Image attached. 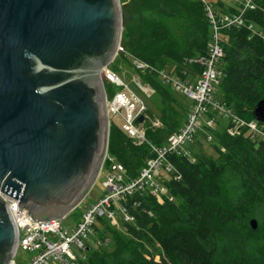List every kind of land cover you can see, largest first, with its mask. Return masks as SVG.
I'll return each instance as SVG.
<instances>
[{
    "label": "trees",
    "instance_id": "trees-1",
    "mask_svg": "<svg viewBox=\"0 0 264 264\" xmlns=\"http://www.w3.org/2000/svg\"><path fill=\"white\" fill-rule=\"evenodd\" d=\"M212 1L220 14L241 11L239 1ZM256 2L258 7L247 10L245 18L261 35L247 26L221 30V100L248 121L255 119L253 109L264 96V0ZM123 26L124 58L131 56L129 61L142 83L155 89L152 97L162 96V101L169 102L162 108V120L167 121L168 107L178 113L176 92L157 73L136 69L132 59L158 69L170 68L183 78L189 76L185 71L200 72L202 67L188 64L187 59L208 52L212 26L205 7L199 0H132L124 7ZM112 89L106 84L109 95ZM190 107L184 109L183 124ZM147 113L153 118L149 107ZM228 126L223 132L212 130L219 157H210L202 149L195 152L193 147L189 148L192 157L169 156L182 174L180 180L167 182L173 201L160 202L145 193L135 210L136 221L125 223V232L100 219L94 237L109 242L88 245L82 264H264V141L253 140L247 130L231 136ZM161 132V127L146 122L149 141L163 145L175 131L166 138ZM108 152L125 165L129 178L138 176L154 156L149 144H136L115 123ZM253 218L258 220L257 229L250 223Z\"/></svg>",
    "mask_w": 264,
    "mask_h": 264
},
{
    "label": "water",
    "instance_id": "water-1",
    "mask_svg": "<svg viewBox=\"0 0 264 264\" xmlns=\"http://www.w3.org/2000/svg\"><path fill=\"white\" fill-rule=\"evenodd\" d=\"M123 29L120 0H0V191L35 219H63L97 182L111 129L100 70ZM253 116L264 123V96ZM17 244L0 195V264Z\"/></svg>",
    "mask_w": 264,
    "mask_h": 264
},
{
    "label": "built area",
    "instance_id": "built-area-1",
    "mask_svg": "<svg viewBox=\"0 0 264 264\" xmlns=\"http://www.w3.org/2000/svg\"><path fill=\"white\" fill-rule=\"evenodd\" d=\"M199 1L203 3L212 26L211 40L207 54L188 58L187 63L199 64L202 67L200 72L185 71L184 73L189 76L183 78L172 69H158L139 59L132 60L136 69L142 72L157 73L163 84L171 86L175 92L192 100L185 123L179 130L171 133L163 145H156L149 141L146 137V122L151 121L153 126H159L161 123L159 120L151 119L147 113L146 103L129 88L118 72L112 69V63L103 66L100 76L105 89L106 84L119 88L111 97L106 90L110 124L114 123L113 117L119 115L124 120L121 126L123 132L136 144H149L154 156L147 160L138 176L129 178L125 165L108 152L99 174V177L105 175L106 192L86 209L77 226L70 229L63 226L62 219L38 220L33 218L27 209L20 207L19 196L17 198L1 190L0 195L8 204L18 230L16 253L7 264H82L87 258L88 245L98 247L109 242L108 238L103 240L94 237L95 226L100 219H106L111 224L120 227L121 224L115 215V211L120 209L124 223H134L136 221L135 210L141 206L140 197L145 193L156 197L160 202H163L165 198L173 201L174 196L170 194L167 182L172 179L180 180L182 174L169 156L177 153L192 157L186 146L195 141L199 131L204 130L207 139L213 140L212 130L216 129L218 122L215 117L209 116L210 112L229 119L227 131L231 136L240 135L247 130V136L253 140L264 141L263 122L256 119L248 121L240 117L226 102L214 100L216 85L221 83L224 76L219 66L224 56L221 30L247 26L254 34L261 35L257 26L254 23L248 24L245 18V12L249 9H256L258 4L256 0H236L242 6L239 13L220 14L212 0ZM120 49H123L121 45ZM190 76L196 78V81H193V78L189 79ZM136 81L148 96L155 92L149 84H144L137 79ZM141 116H144L142 122L139 120ZM130 199H133L132 203ZM20 250L32 252L33 255L28 260L19 262L16 257Z\"/></svg>",
    "mask_w": 264,
    "mask_h": 264
},
{
    "label": "rangeland",
    "instance_id": "rangeland-1",
    "mask_svg": "<svg viewBox=\"0 0 264 264\" xmlns=\"http://www.w3.org/2000/svg\"><path fill=\"white\" fill-rule=\"evenodd\" d=\"M121 1V6H122V12L124 10V7L127 3L131 2L132 0H120ZM228 4L229 3H234L236 0H225ZM123 41V40H122ZM123 42H121V46L123 49L119 50L117 56L115 57L114 61L111 64L112 69H114L118 74L122 77L124 82L129 86V88L137 95L139 96L149 107V109L155 114H151L153 118H151L153 121L159 120L161 123L157 127L162 128L161 135L164 136V138L167 137V135L170 132L176 131L181 128L184 120H185V111L184 109H187L190 107L192 100L185 95L176 92V99L179 102V105L176 106V109L178 113L174 112L171 108L166 109V115L167 117H170L166 120H162V108L164 109L165 106L169 104V102H164L163 97L160 96V98H157V95L148 96L143 89L140 87L139 83L136 81L141 80L139 79V76L137 73L133 70L132 64L130 63V58L131 56H127L129 60L124 58L123 53H126V49L124 48ZM134 59V58H133ZM132 59V60H133ZM170 70V68H168ZM136 78V79H135ZM192 79L193 81H196V78L194 77H189V79ZM119 88H113L112 92H110V97L114 92H116ZM161 99V102H160ZM222 99V93L219 85H216L215 92H214V100L215 101H220ZM176 102V101H175ZM161 117V118H160ZM215 118L219 122V124L216 125V129L220 132H223L226 126L229 124V119L225 116H221L216 114ZM113 122L118 125L122 126L124 123V120L118 115L113 117ZM202 121H204V118L202 117ZM219 143L218 141L214 138V140L210 141L208 140L202 131H199L198 134L195 137V141L192 144L187 145V149L193 147L194 151H198L199 149H202L207 155L210 157H219L220 156V150L218 147ZM106 178L105 175H101L98 179L89 194L86 196L84 201L76 207L73 211H71L66 217L62 219V224L65 228L70 229L72 227H76L78 222L82 219V216L86 209L90 206H92L101 196H103L106 192V188L104 186ZM115 215L118 219V221L121 224V229L124 231V221H123V216L121 213L120 209H117L115 211ZM125 232V231H124ZM75 249V247H73ZM33 255L32 252L20 250L18 252V255L16 259L19 262H23L25 260H28L31 256ZM157 259H159V256H157Z\"/></svg>",
    "mask_w": 264,
    "mask_h": 264
}]
</instances>
